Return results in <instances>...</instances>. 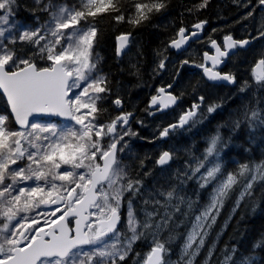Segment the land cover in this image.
Listing matches in <instances>:
<instances>
[{
  "label": "snow or ice",
  "instance_id": "1",
  "mask_svg": "<svg viewBox=\"0 0 264 264\" xmlns=\"http://www.w3.org/2000/svg\"><path fill=\"white\" fill-rule=\"evenodd\" d=\"M104 2L81 0L79 10L65 7L53 10L51 0L48 3L35 0L41 11L49 12L50 19L32 29L14 22L17 0H0V95L7 105V111L0 113V264H122L133 244L148 235L153 246L143 264H167L164 255L168 249L158 237L168 231L169 239H174L172 231L186 222L192 227L180 259L188 257L187 264H192L234 186H240L238 208L242 200L253 194L256 181H264V164L256 165L255 169L242 164L238 173L220 178V151L227 145L219 129L210 137L202 158L186 161L184 171L175 173L178 183L167 189L145 191L142 180L126 179L119 154L127 147L125 137L136 135L124 130L132 114L121 111L109 124L98 123L95 115L99 111L97 103L103 99L101 94L110 93L111 89L93 58L98 31L87 21ZM107 3L115 13V21L126 19L113 0ZM131 3L134 15L127 20L133 25L166 7L163 0H131ZM207 4L208 0H203L199 8ZM258 4L264 6V0H258ZM206 23L194 24L191 33L179 28L180 39L171 40L168 47L181 50L189 39L201 34ZM130 36L126 33L117 37L118 56L130 42ZM261 37L264 30L256 38ZM209 39L215 54L205 51L204 62L196 66L209 81L235 83V76L222 72L218 66L238 46L244 48L252 41H237L229 34L223 37L221 46L216 39ZM18 44L30 45L34 53L20 55L16 50ZM36 53L44 66L36 62ZM165 67V60H160L158 68ZM252 75L264 87V56L256 62ZM165 92V88L158 89L160 94ZM204 99L200 96L199 103H193L179 115L177 122L163 128L159 138H167L178 128L194 124ZM177 100L171 92L165 98L154 95L149 107L159 105L162 110L175 105ZM112 103L122 108L119 96ZM218 107L210 104L207 111L213 113ZM40 116L58 117L71 123L42 121L37 119ZM10 118L16 128L8 126ZM243 119L250 127L257 122L264 124V116L254 109L246 110ZM240 126L241 120L234 121V128ZM174 159V150H164L155 163L163 168ZM25 160L27 164L20 166ZM193 179L201 189L215 183L209 203L194 219L191 217L196 201L183 193L185 182ZM126 193L143 199V219L138 218L129 199L127 226L131 236L122 238L119 225ZM214 247L208 252L209 264ZM237 251L235 247L230 252L226 249L221 264H253V257L242 256L237 260Z\"/></svg>",
  "mask_w": 264,
  "mask_h": 264
},
{
  "label": "trees",
  "instance_id": "2",
  "mask_svg": "<svg viewBox=\"0 0 264 264\" xmlns=\"http://www.w3.org/2000/svg\"><path fill=\"white\" fill-rule=\"evenodd\" d=\"M163 2L166 7L161 12L153 13L150 19L139 25H133L127 20L134 15L131 0H113L124 11L126 19L122 22L115 21V13L109 5L102 6L87 21V24L94 25L98 31L93 58L99 74L106 77L107 86L111 89L110 93L101 94L103 99L97 103V122L109 124L121 111L135 113V117L129 122L128 131L136 135L126 136L128 145L119 154L127 179L142 180L145 191L161 187L167 189L178 183L175 178L177 170L183 172L185 162L191 158H202L210 137L218 129L227 145L221 147L220 151L221 179L229 173H238L242 164H248L252 169L256 165L264 164V124L257 122L254 127H250L248 121L243 119L244 112L249 109L258 110L264 116V87H260L248 75L250 68L246 76L252 79L247 81V89L240 93L236 91V86L207 84L202 78L201 69L196 66L203 63L205 51L211 52L209 38L216 39L221 44L223 37L229 34L235 39H255L259 36V32L264 30V7L258 4V0H208L207 6L202 9L199 5L203 0ZM44 3H48V0H44ZM56 3L76 10L81 6V0H51L52 5ZM249 12L253 15L248 16ZM43 13L45 11L35 7L31 0H17L13 19L24 25H33ZM200 21L207 22L201 39L192 44V48L185 54L176 57L168 47L170 41L176 39L179 28L184 27L189 32ZM257 21H260L259 25L256 24ZM126 33L131 34L129 46L124 55L118 58L117 37ZM16 50L22 56L34 53L31 46L26 44H18ZM262 56L264 38L256 40L249 50L243 52L239 60L245 69L253 66ZM162 59L169 62V69L158 68L157 64ZM184 60H188L189 64H182ZM237 61L238 59L233 58L231 63ZM36 62L41 66L45 63L39 59L38 53ZM226 70L237 78L240 77L237 68L229 67ZM169 85L178 97L176 107L165 112L159 111L157 107L150 109L152 96L156 95L158 89ZM243 87L245 88V82ZM117 96L122 100L121 111L112 103ZM200 96L205 98L200 110L206 116L200 117L185 129H177L167 138H159V132L169 124L177 122L179 115L191 108L193 103H199ZM210 104H217L219 107L215 112L207 113L206 109ZM6 111V102L0 95V113ZM237 119L241 120L239 129L234 128V121ZM56 121L61 124L69 123ZM8 125L15 128L11 118ZM169 149L175 151V159L169 166H157L156 159L162 151ZM22 165L21 162L20 166ZM8 182H11L10 179ZM213 187L215 183L201 189L195 179L187 180L183 185V193L196 201L192 219L209 203ZM239 194L240 186L236 185L224 200L216 222L205 239V245L193 258L192 264H209L208 252L213 246L214 254L210 264H221L225 250L230 252L233 247L238 249L237 260L242 256H249L254 258L253 264H264V181L258 179L254 184L253 194L242 200L237 208ZM129 199H132L134 211L143 217V199L132 198L126 193L119 228L125 222ZM190 224L186 222L175 228L172 231L174 239H169L168 231L158 237L168 249L164 257L166 261L181 262V249ZM257 244L260 247H254ZM151 246L152 243L147 239L138 240L122 264H137V260L143 262Z\"/></svg>",
  "mask_w": 264,
  "mask_h": 264
},
{
  "label": "rangeland",
  "instance_id": "3",
  "mask_svg": "<svg viewBox=\"0 0 264 264\" xmlns=\"http://www.w3.org/2000/svg\"><path fill=\"white\" fill-rule=\"evenodd\" d=\"M31 2H32V4L35 6V7H37V5L35 4V0H31ZM106 5H108V3H107V0H105V2H104V5L103 6H106ZM54 6V8H53V10H58L60 7H65L64 5H60V4H58V3H56L55 5H53ZM65 8H67V7H65ZM68 9H73V8H68ZM41 18H43L44 20H41ZM50 19V14H49V12H45V13H43V15L42 16H39V18L38 19H36L34 22V24L33 25H24V24H22L21 22H18L17 20H15V19H13L14 20V22L16 23V24H18L20 27H28V28H32V29H35V28H37V27H39L40 25H42V24H45L48 20ZM256 24L257 25H259L260 24V21H257L256 22ZM19 33L17 32V35H18ZM262 38H264V37H261L260 39H262ZM240 61H237V62H234V63H231V67H234V68H237L238 70H239V74H240V77H241V81L242 80H244L245 79V76H246V74H247V70L250 68V70H248V75H250L252 78H253V75H252V69H253V66L255 65V64H253V66H251V67H245V69H244V67L242 66V64H240L239 63ZM159 65V63L157 64V66ZM230 67V68H231ZM167 69H169V62H166V67L164 68V70H167ZM247 77V76H246ZM250 77V79H252ZM253 80H254V78H253ZM255 81V80H254ZM256 82V81H255ZM240 93H242V91H240ZM86 111V110H85ZM206 112L208 113V111H207V109H206ZM206 115H204V112L203 111H201L200 109H199V115H198V117H197V119L196 120H198V119H200V117H205ZM9 126V125H8ZM10 127V126H9ZM186 128V127H185ZM185 128H178L179 130H181V129H185ZM124 130H126V131H128V128H126V129H124ZM125 140L128 142V138H126L125 137ZM128 145V144H127ZM126 149V148H125ZM191 160H193V158H191ZM23 163V165L22 166H24L25 164H27V160H25V161H23L22 162ZM122 166V165H121ZM227 177V176H226ZM225 177V178H226ZM126 179H127V177H126ZM224 179V178H223ZM213 191V190H212ZM211 195H212V192H211ZM211 195H210V198H211ZM136 212V211H135ZM127 213H128V208H127V210H126V214H125V216H126V218H125V222H124V224L121 226V228H120V233H121V236H122V238H125V237H129V236H131V233L129 232V230H128V226H127ZM136 214H137V216H138V218H140V219H143V217L142 216H140L139 215V213H137L136 212ZM196 214H198V213H196ZM195 218V215L193 216V219ZM191 227H192V225L190 224V227H189V229H188V231L191 229ZM188 231H187V234H188ZM187 234H186V236H185V238L187 237ZM145 239H147V241L148 242H151L152 243V246H153V241H152V237H151V235H148V236H145V237H141L139 240H145ZM138 241V240H137ZM136 241V242H137ZM135 242V243H136ZM185 242V241H184ZM134 243V244H135ZM133 244V245H134ZM184 244V243H183ZM151 246V247H152ZM183 246V245H182ZM150 247V248H151ZM150 251V250H149ZM148 251V252H149ZM167 253H165V255H166ZM165 255H164V257H165ZM145 257H146V255H145ZM180 257H181V255H180ZM194 258V257H193ZM193 258H192V260H193ZM181 260V259H180ZM187 260H188V257H185L184 258V260L183 261H181L182 262V264H187ZM181 262H179V264H181ZM140 264H143V262H141ZM167 264H178V261H167Z\"/></svg>",
  "mask_w": 264,
  "mask_h": 264
},
{
  "label": "water",
  "instance_id": "4",
  "mask_svg": "<svg viewBox=\"0 0 264 264\" xmlns=\"http://www.w3.org/2000/svg\"><path fill=\"white\" fill-rule=\"evenodd\" d=\"M262 7H264V6H262ZM192 31H194V29H192ZM192 31H189L188 33H191ZM201 36H202V32H201V34H200L198 37H194V38L189 39V40L186 42V44L182 46L181 50H176L175 48H170V50L174 53V55H175L176 57H178V56L184 54L185 51L188 50V48L190 47V45H191L192 43H195V42L199 41V39L201 38ZM130 38H131V36H130ZM179 39H180V37L177 36L175 40H179ZM223 43H224V41H223ZM117 44H118V41H117ZM128 46H129V43H128V45L125 47V49L123 50L122 54L118 56V55H117V45H116V55H117L118 58H121V57L124 55V53H125V51L127 50ZM244 49H247V46L244 47ZM235 52H236V49H235L232 53H230V55H229L226 59H228L229 57H231ZM214 54H215V50L212 49V54H210V55H214ZM226 59L224 60V62H223L221 65L218 66L219 69L223 67V65H224V63H225V61H226ZM203 62H204V58H203ZM256 62H257V61H256ZM256 62H255L254 64H256ZM208 66H211L210 62H208ZM254 66H255V65H254ZM254 66H253V67H254ZM202 77H203V79L205 80V82L208 83V84H214V85H229V86H234V85H235V83H228V82H226V81H215V82H213V81H209V80L204 76V74H203V70H202ZM165 89H166V92H165L164 94H160V93H158V90H157V92H156V96H159L160 98H165L166 95H167V93L171 91L172 87H171V88L165 87ZM172 94H173V93H172ZM173 95H174V94H173ZM1 96H2V95H1ZM3 99H4V98H3ZM4 101H5V100H4ZM5 102H6V101H5ZM176 104H177V102H176ZM176 104H175V105H171V106H169L168 108H165V109H162V110L159 108V105H157L156 107H158L161 111H168V110H170V109L175 108V107H176ZM117 110H118V111H121L122 108H117ZM9 115H10V114H9ZM134 115H135V114H132L133 117H134ZM132 116L130 117V119L132 118ZM37 119H39V120H41V119H53V120H58V121H60V122H70V121H66V120H63V119L58 118V117H46V116H40V117H37ZM130 119H129V120H130ZM11 120H12V123H13L14 127L16 128L17 126L15 125V121H14V119L11 118ZM70 123H71V122H70ZM42 207H43V206H42ZM119 227H120V225H119Z\"/></svg>",
  "mask_w": 264,
  "mask_h": 264
},
{
  "label": "flooded vegetation",
  "instance_id": "5",
  "mask_svg": "<svg viewBox=\"0 0 264 264\" xmlns=\"http://www.w3.org/2000/svg\"><path fill=\"white\" fill-rule=\"evenodd\" d=\"M235 39V38H234ZM235 40H237V41H239V40H244L243 38L242 39H235ZM221 46H223V42L220 44ZM192 48V46L190 47V49ZM247 50H249L248 48L247 49H244V48H241V47H237L236 48V52L231 56V57H229L228 59H226V61H225V63H224V65H223V67L222 68H220L219 70H221L222 72H227V68H229V67H231V65H230V63H231V61H232V59L233 58H235V59H238V61H240L239 63L241 64L242 63V61L241 60H239L240 59V57H241V55L243 54V52L244 51H247ZM210 54H212V51L210 52ZM201 69V68H200ZM201 73H202V69H201ZM235 80H236V91L237 92H240L241 91V88L243 87V83L245 82V85H246V82L248 81V80H250V76H248V77H246L244 80H242L241 82H238V80H241V77H239V78H237L236 76H235ZM247 89V87H245V90ZM171 93H173L174 94V92L172 91V89H171V91H170ZM175 95V94H174ZM176 96V95H175ZM171 110V109H170ZM160 111V110H159ZM162 112V111H161ZM133 114H135V113H133ZM132 116V115H131ZM134 117H135V115H134ZM132 118H133V116H132ZM131 118V119H132Z\"/></svg>",
  "mask_w": 264,
  "mask_h": 264
},
{
  "label": "bare ground",
  "instance_id": "6",
  "mask_svg": "<svg viewBox=\"0 0 264 264\" xmlns=\"http://www.w3.org/2000/svg\"><path fill=\"white\" fill-rule=\"evenodd\" d=\"M202 35H203V30H202ZM256 37H258V36H256ZM260 38H255V39H249V40H251L252 42L247 46V48L249 49L251 46H252V44L256 41V40H259ZM236 80H235V85L234 86H229V85H221V86H228V87H235L236 86Z\"/></svg>",
  "mask_w": 264,
  "mask_h": 264
}]
</instances>
